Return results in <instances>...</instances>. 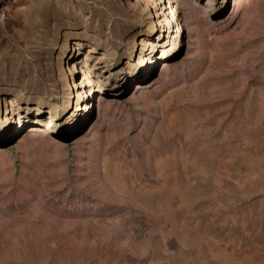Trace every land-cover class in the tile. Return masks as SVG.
Wrapping results in <instances>:
<instances>
[{"label": "rangeland", "instance_id": "obj_1", "mask_svg": "<svg viewBox=\"0 0 264 264\" xmlns=\"http://www.w3.org/2000/svg\"><path fill=\"white\" fill-rule=\"evenodd\" d=\"M0 92V264H264V0H0Z\"/></svg>", "mask_w": 264, "mask_h": 264}, {"label": "bare ground", "instance_id": "obj_2", "mask_svg": "<svg viewBox=\"0 0 264 264\" xmlns=\"http://www.w3.org/2000/svg\"><path fill=\"white\" fill-rule=\"evenodd\" d=\"M157 24H158V25L155 26V29L161 30L162 27L159 28L158 26L161 25L162 23L159 21ZM133 41H134V40H133ZM75 44H77V42H76ZM140 44L143 45V46H147V47H148L149 45H151L150 42H147V43H146V42H143V43H140ZM134 45H135V42L133 43V47H134ZM133 47H132V48H133ZM74 49H75V48H74ZM67 69H68L67 72H68V73H71V74L80 71V69L78 68L77 65L74 64V62L68 64V68H67ZM65 76H67V74H65ZM66 82H67L68 86L63 87V90H64V91H63L62 94H61V95H62V96H61L62 99L68 94L67 89H68L69 87L76 86L75 82H74V85H70L71 83H69L68 78L66 79ZM1 94H3V93L0 92V95H1ZM3 100H4V99L0 97V107L2 106V103H1V102H3ZM13 102H15V99L13 100ZM16 108H17V106H16ZM16 108H15V109H16Z\"/></svg>", "mask_w": 264, "mask_h": 264}]
</instances>
